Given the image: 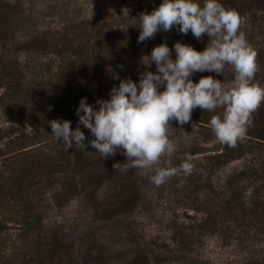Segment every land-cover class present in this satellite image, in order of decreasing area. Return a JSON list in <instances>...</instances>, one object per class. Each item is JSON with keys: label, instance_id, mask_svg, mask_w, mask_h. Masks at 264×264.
<instances>
[{"label": "rangeland", "instance_id": "374dc122", "mask_svg": "<svg viewBox=\"0 0 264 264\" xmlns=\"http://www.w3.org/2000/svg\"><path fill=\"white\" fill-rule=\"evenodd\" d=\"M160 3L161 0H0L1 7L12 10L22 31L47 28L82 32L79 42L84 47L79 50L70 47L65 56L38 52L15 55L25 65L27 78L32 82L54 80L58 71L69 66L67 63L79 68L86 60L94 62L97 69L92 76L82 78L78 70L74 77L80 91L90 94L107 85L108 71L117 58L130 59L135 64L137 77L145 71L146 66L139 59L143 54H150L154 47H147L137 39L140 15L151 12ZM238 13L240 30L246 33L258 54L260 70L255 74L254 83L264 85V7ZM205 36L192 46L203 50L210 40ZM4 46L0 43V49L8 52ZM148 70H157L155 62ZM215 74L226 83H231L235 75L231 65H225L224 73ZM109 88H104L102 95ZM214 112L222 115L223 109L217 108ZM10 116L0 105L1 149L5 148L4 142L23 130ZM41 117L45 131L51 129L52 119H66L51 109ZM253 121H257L255 117ZM170 123V138L177 142V150L165 154L159 166H169L168 161L178 166L190 154L195 166L208 163L205 175H175L156 186L150 181L154 169L130 168L121 172L113 164L130 162L123 153L115 154L109 167L115 181L117 177L132 178L134 184L136 181L134 188L125 192L129 201L126 206L110 214L105 212L107 200L117 194L118 187L113 184L102 188L101 203L91 210L84 208L86 200L82 195L73 196L60 207L52 198L54 188H41L42 193L34 196L33 209L43 216L37 225L29 227L21 217L24 207L9 211L12 207L3 203L0 206V264H60L57 261L63 256L64 260L70 257L78 264H160L153 257L158 252H186L172 264H264V215H245L228 202L229 196L231 202L238 199L241 203L258 192L264 195L259 190L261 177L252 173L238 175L255 163L254 154L237 156L228 163L210 159L224 145L210 124L202 126L198 119H190L183 125L187 128L175 120ZM136 252L140 253L135 256Z\"/></svg>", "mask_w": 264, "mask_h": 264}, {"label": "clouds", "instance_id": "9594fccd", "mask_svg": "<svg viewBox=\"0 0 264 264\" xmlns=\"http://www.w3.org/2000/svg\"><path fill=\"white\" fill-rule=\"evenodd\" d=\"M240 24L239 13L225 7L221 0H161L151 12L142 13L139 42L154 37L161 29L171 31L173 26L184 34L191 30L198 39L207 34L210 40L203 50L175 42L174 59L172 48L161 43L140 57L139 63L146 68L138 82L131 77L120 80L110 90L109 99L97 100L99 107L81 98L76 109L79 123L95 137L88 143L104 159L122 151L130 163L115 162L113 167L121 172L154 169L150 181L160 186L175 175L187 176L196 170L190 154L178 166H172L171 161L167 162L169 166H159L165 154L177 150V142L169 137L170 121L188 123L194 108H222V115H213L209 122L216 138L233 147L242 142L253 112L264 103V85L254 83L260 70L258 54ZM153 62L155 72L148 70ZM225 65L234 69L231 83L211 75L198 82L191 78L193 73L206 70L224 73ZM49 123L56 141H63L67 148L75 145L86 150L85 132L79 125L72 129L68 119H52Z\"/></svg>", "mask_w": 264, "mask_h": 264}, {"label": "trees", "instance_id": "16d2710c", "mask_svg": "<svg viewBox=\"0 0 264 264\" xmlns=\"http://www.w3.org/2000/svg\"><path fill=\"white\" fill-rule=\"evenodd\" d=\"M221 2L225 7L237 12L252 7H264L262 6L264 0H221ZM75 27L78 28V25ZM80 27L82 25H79ZM140 31L141 29L137 32V39ZM81 33L79 29L60 31L44 28L37 31L30 29L22 31L12 10L0 6V43H3L4 48L8 49V52L0 49L2 51L0 53V105L4 113H9L10 117H13L14 124L23 128L21 132L4 142L5 148H0V157H2V163H0V206H3V203L9 204L12 207L8 208L9 211L18 206L21 209L24 207L21 217L29 227L37 225L43 216L37 209L35 212L33 209L34 196L42 193L41 188L44 190L54 188L52 198L60 207L71 200L73 196L82 195V199L86 200L84 208L91 210L101 203L99 193L103 187L117 185L115 198L107 200L104 206L105 212L110 214L128 204L125 192L134 188L136 184L132 178L117 177L115 181V176L111 172L112 168H109L114 162L112 159L114 155L104 159L96 152L97 149L88 143L95 137L88 128L79 123V116L76 112L83 97H86L87 102L93 106L99 107L97 100L100 98L109 99L110 90L113 86H118L120 80L131 77L138 82L139 77H137L138 72L135 64L130 59L117 58L108 71L109 82L104 87L110 88L103 91L105 94L102 95L104 88L102 90L98 88L96 90L98 93L90 94L87 91H85L86 93L81 92L79 86L75 84L74 77L78 70L81 71L82 78L86 79L88 76H92L97 69L94 62L86 60L79 68L67 63L69 66L62 72L58 71L54 80L39 79L38 82H32L27 78L25 65L15 55L18 52L31 53V55L38 52L41 55L54 53L58 56H65L64 54L70 47L78 50L84 47L82 41L79 42ZM205 38L209 39L210 37L206 34ZM177 41L188 44L192 42L191 45L195 46L199 42L198 38L190 33V30L184 34L178 31L176 26H173L171 31L161 29L154 37L145 40L142 44L147 47H155L166 42L172 48L171 54L175 58L173 46ZM99 48L102 50L103 46ZM208 75L217 78L214 71L206 70L193 73L192 79L198 82L201 77ZM47 109L62 113L66 119L71 121L72 129L79 125L85 132L86 150H81L75 145L67 148L63 141H56L53 138L49 133L51 129L48 131L43 129L41 114H44ZM213 115H216L214 111L197 107L192 110L191 119H198L201 125L205 126L204 124H210ZM252 117H255L257 121H253L252 125L248 127L247 135L249 137L246 136L234 147L224 143L223 148L219 149L217 154L210 159L216 158L222 163H228L237 156L249 152L254 154L255 163L249 168L239 171L238 175L244 177L252 173L261 177L262 182L259 190L264 191V103L253 112ZM170 125L169 129H171ZM183 127L187 128V126ZM121 153L123 152H116V154ZM214 162L212 160V163ZM207 164L202 163V166H196V170L190 176L205 175L209 168ZM232 199L234 198L232 197ZM228 202L232 203L234 208H240L239 211L244 212L245 215L257 213L264 215V195L260 196L259 192L252 198L243 199L241 203L238 202V199L231 202L229 196ZM139 253L136 252L135 256ZM183 253L186 252H158L154 253L153 257L160 264H172L174 261H179ZM57 263L78 264L70 257L64 260V256Z\"/></svg>", "mask_w": 264, "mask_h": 264}]
</instances>
